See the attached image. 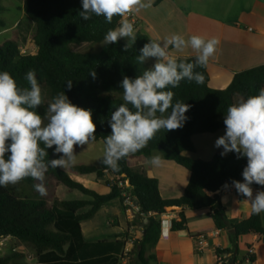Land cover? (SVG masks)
Masks as SVG:
<instances>
[{
	"label": "trees",
	"instance_id": "16d2710c",
	"mask_svg": "<svg viewBox=\"0 0 264 264\" xmlns=\"http://www.w3.org/2000/svg\"><path fill=\"white\" fill-rule=\"evenodd\" d=\"M22 8L34 27L32 42L37 52L23 54L17 42H4L0 46V72H9L19 87L29 88L25 75L34 70L41 88L48 91L50 102L63 91L73 104L92 111L96 124L94 141L105 143V138L111 134L109 121L112 112L125 104L121 87L123 78L127 76L135 79L150 69L145 62H137L147 39L136 35L133 47L127 52L124 51L127 40L105 44V34L118 27L123 17L114 16L112 22L108 23L105 17L93 14L91 19L85 21L79 15L83 10L82 0H24ZM0 26H4L1 20ZM91 44H102L99 55L74 50L75 46ZM195 59L196 56L177 60L195 63ZM194 71L204 75L203 84L184 79L178 87L165 89L174 93L173 104L181 101L190 105L185 113L187 119L181 128L158 131L146 147L121 159L118 171L102 163L104 156L100 159L99 167H73L81 175H96L99 179H103L107 171L111 172L114 180L107 182L110 188L107 194L89 189L71 179L62 168L49 167L46 176L63 186L67 192L76 191L82 195L75 200L59 201L66 212L65 220L57 221L56 213L45 200L20 197L17 195V186H0V239L11 236L33 246L38 255L43 256L40 264H118L125 241H115V244L104 241L89 243L84 239L80 245L75 244L81 238L82 222L93 220L102 207L111 202L118 201L125 206L126 194L135 200L140 209L135 223H132L141 232L129 253L132 264H152L155 260L149 250L160 240L161 215L178 211V218L173 219L171 229L185 230L186 211L204 207L210 210L215 227L229 232L233 245V249H217V256L226 254L229 258L226 264H237L240 238L251 233L264 234V213H251L246 220L231 222L226 217L219 193L224 187L233 186V180H243L242 171L246 167L247 158L238 159L234 152L221 156L220 150L211 160L188 158L184 153H196L193 142L195 135L215 134L226 129L224 119L229 106L235 104L236 99L241 101L259 94L264 88V65L236 73L232 82L221 90L212 89L209 85L208 64L196 67ZM92 72L96 73L95 77L91 75ZM126 106L135 111L130 104ZM47 107L48 104L44 102L36 111L44 117ZM170 113L171 108L164 116ZM157 151L162 158L174 161L191 173L183 196L163 199L158 180L132 168L131 158L150 159ZM47 152L46 160L59 158V154L54 152V146L47 149ZM32 181L29 177L21 182ZM120 183L124 187H120ZM252 186L264 187L255 183ZM149 213H157V216H150ZM53 224L65 231H52L50 226ZM85 248H90V251L86 252ZM18 256L16 252L0 256V264H19L16 260Z\"/></svg>",
	"mask_w": 264,
	"mask_h": 264
},
{
	"label": "clouds",
	"instance_id": "9594fccd",
	"mask_svg": "<svg viewBox=\"0 0 264 264\" xmlns=\"http://www.w3.org/2000/svg\"><path fill=\"white\" fill-rule=\"evenodd\" d=\"M151 6V0H82L83 10L79 15L87 21L95 14L111 23L114 16L125 17ZM122 38L128 41L124 45L127 52L136 41L134 25L127 19L110 29L104 42L109 45ZM219 43L216 38L192 35L186 40L182 35L173 34L144 45L137 62L143 64L148 58H155L156 62L135 79L123 78L125 104L111 114V134L105 138L104 165L118 171V162L146 147L158 131L183 126L190 105L181 101L173 104L174 93L165 89L178 87L184 79L203 84L204 75L194 69L208 64ZM170 47L177 51L190 47L197 53L195 63L178 62L169 54ZM91 75L95 77L96 73ZM25 79L29 88L19 87L9 72H0V186L17 184L30 177L40 181L34 187L43 196L46 194L43 181L49 167L74 165L75 146H84L96 139V124L92 111L73 104L63 91L52 99L42 117L36 111L44 103V97L35 71H28ZM68 87L71 88V81ZM129 104L135 111L126 106ZM169 108L171 113L164 116ZM224 124L225 134L215 141L217 148H223L221 156L234 152L238 159L247 158L242 171L243 182L233 180L232 184L251 203L253 214L264 213V191L253 197L251 187L253 183L264 186V88L258 95L229 106ZM53 146L59 158L46 160L47 149ZM150 163L159 166L161 157H151Z\"/></svg>",
	"mask_w": 264,
	"mask_h": 264
},
{
	"label": "crops",
	"instance_id": "0c3cea01",
	"mask_svg": "<svg viewBox=\"0 0 264 264\" xmlns=\"http://www.w3.org/2000/svg\"><path fill=\"white\" fill-rule=\"evenodd\" d=\"M186 2H191L194 5L198 3L201 6L198 9L188 11L180 3V0H151L152 6L150 8L131 14L135 20L128 18L127 15L123 19L133 23L136 35L146 38L147 43L150 40L162 41L173 34L182 35L186 40L192 35H199L205 39H218L220 43L217 50L208 62L209 85L212 89H224L232 82L236 73L264 65V0H186ZM22 12L26 17L23 8ZM14 27H19V22H16ZM4 31L7 29L1 31L0 35ZM18 36L21 35L18 34ZM123 40L127 39L122 38L119 41ZM18 44L21 49H28V45H25V49L23 48L21 39H18ZM34 46L36 47V45ZM33 50L37 52V47ZM169 54L177 59L197 56V53L190 47L183 51H177L170 47ZM155 62V58H148L145 65L151 69ZM191 154L194 153H184L185 157L188 158H191ZM153 156L161 157L162 163L159 166H153L150 159L143 157L131 158L130 164L131 161L134 162L138 171L158 180L163 199H175L183 196L191 173L174 161L162 158L158 151L154 152ZM108 180H114L110 172H106L103 179L95 181L94 186L88 185L87 187L89 189L91 187L103 188L105 190L101 194H107L110 192V188L106 184ZM251 187L253 197L257 192L263 191L261 188H255L252 185ZM219 196L221 204L225 208L226 217L231 222L238 223L250 217L252 213L251 203L246 200V197L238 193L234 186L224 187ZM115 202L103 206L93 220L81 223V230L86 229L89 235L88 238L85 237L86 242L95 243V239L98 242L102 241L99 231L102 226L100 213L108 205H113ZM130 212L136 217V212L132 209H127L126 213L118 212L116 214L107 211L109 219L105 224L114 229L112 238L115 241L126 240L121 254L124 248L127 247L132 250L135 247L131 242H127V239L130 238L127 234L133 232L134 229L137 230V226L129 224L133 220ZM110 215L113 218L109 217ZM168 216L176 219L178 218V211ZM186 217L185 230L170 229L167 233L166 229L164 234H161L157 245L149 250V254L155 256L152 264H216L217 249H233L229 232L215 227L207 207L186 211ZM137 233L140 238V229L137 230ZM201 236H206L208 242L206 248H201ZM13 240L14 238L11 236L0 239V242H3V246H0V256H6L5 253L9 247L12 250L13 245L10 244ZM251 246L255 250L252 257L253 264H264V234L253 233L240 238L237 263L252 264L245 261ZM40 260H43V256L37 255L38 264H40Z\"/></svg>",
	"mask_w": 264,
	"mask_h": 264
},
{
	"label": "rangeland",
	"instance_id": "374dc122",
	"mask_svg": "<svg viewBox=\"0 0 264 264\" xmlns=\"http://www.w3.org/2000/svg\"><path fill=\"white\" fill-rule=\"evenodd\" d=\"M180 3L183 5L184 8H186L188 11L193 9H198L201 5L196 3L195 5L191 2H186V0H180ZM22 4H24V0H1L0 3V20L4 23V26H0V32L7 29V31H4L0 35V46L6 42V41H15L18 43V39H21V44L24 45L23 48L25 49V45H28V49H21L24 51V54H32L35 52L36 47L32 43V34H33V25L28 20L27 16L25 17L22 12ZM226 7V6H225ZM205 8V7H204ZM220 12V11H217ZM16 22H19V27H14ZM21 35L20 37L18 36ZM126 41V40H123ZM102 44H91V45H81V46H75L74 50L78 52H84V53H93L95 55H99L101 53ZM22 52V51H21ZM42 94L44 97V102L46 104L50 103V96L48 91L42 87ZM239 103L240 101L236 99L235 101ZM45 119V123H46ZM226 130H223L215 135L210 134H198L193 137L194 144L197 148V152L194 154H191L190 157L197 159H209L211 160L212 156L215 155L218 150L223 151V148H217L215 146V141L223 136L225 134ZM210 136V137H205ZM104 150H105V143L103 141H91L88 144H85L84 146H78L75 148L76 155V161L74 165H71L67 168H62L66 173L69 175V177L77 182L83 183L85 186H94V182L100 180L95 175H81L78 172H75L73 170V167L76 165H90V166H96L99 167L100 165V159L104 156ZM131 165L134 169H137L134 165V162L131 161ZM113 180H108L107 182H112ZM106 182V184H107ZM37 183H40V181L34 180L31 183H23L19 182L17 184H9L10 186H17V195L20 197H26V198H41L48 202V204L51 206V208L54 210V212L57 215V221L62 219L65 220V214L66 212L64 209L60 206L59 201L60 200H75L81 197L82 195L79 192H72L69 193L66 191V189L61 186L57 185L53 179L49 178L45 175V179L43 181V184L46 188V194L40 195L34 185ZM93 190L98 191L99 193H102L105 189L103 188H90ZM129 209L126 206H123L118 201L115 202V204L108 205L107 208L103 209L102 213H100L101 218V224L102 226L99 228L100 236L102 237V241L106 243H116L114 238H112L114 234V229L110 225H106L108 214L107 211L112 214H116L118 212H125ZM130 210V209H129ZM131 213V212H130ZM129 213V214H130ZM132 217V221L129 224L135 223V217L130 214ZM113 218L111 215L109 216ZM56 221V222H57ZM127 226V225H126ZM59 226H55L54 224L50 226V229L52 231H65V229H59ZM62 227V226H60ZM137 226V230H138ZM137 230H133V232L128 233L127 235L130 237V239H139V234L137 233ZM85 237H89L86 229L81 231V238L77 239V242L75 245H80L82 241L85 239ZM94 242H98V240H94ZM12 248H15L17 250L18 258L16 259L19 264H38L37 261V255L35 248L29 244L22 243L19 240H16L14 238L13 242L10 244ZM135 246V245H134ZM68 248V245L65 246V249ZM119 250L121 247H117ZM86 252L90 251V248H85ZM13 251L10 249V247L7 250V253L5 255L12 254ZM14 264V263H13ZM118 264H121L120 257Z\"/></svg>",
	"mask_w": 264,
	"mask_h": 264
},
{
	"label": "built area",
	"instance_id": "2783aa9c",
	"mask_svg": "<svg viewBox=\"0 0 264 264\" xmlns=\"http://www.w3.org/2000/svg\"><path fill=\"white\" fill-rule=\"evenodd\" d=\"M127 17L130 18V19L134 18L131 14L127 15ZM133 20H135V19H133ZM22 52L24 54L23 50H22ZM107 172H109V171H107ZM120 187H124V185L122 183H120ZM261 189H263V191H264V187H262ZM124 196H125L124 205L126 207H128L129 209L135 210L136 214L140 213V209L136 205L135 200L133 198L127 196L126 194H124ZM149 215L150 216H157V213H149ZM168 215L169 214H163V215L160 216V220H161V223H162L161 224V234L162 235L164 234V231L166 229H167V233H169V230L171 229V225H172L173 219L170 216H168ZM142 216H144V214H142ZM127 242H131L132 245L133 244L135 245L136 240L129 238V239H127ZM200 245H201V248H204V247L206 248L208 246V242H207L206 236H201L200 237ZM0 246H3V242H0ZM12 251L13 252H17V250L15 248H12ZM130 252H131V249H129L127 247L124 248L123 253L120 255L121 264H132L131 260H130V255H129ZM254 252H255L254 247L253 246L249 247L248 252H247V256L245 258L246 262L253 264L252 257H253ZM228 261H229L228 256L226 254H223L220 257L217 256L216 264H226V263H228Z\"/></svg>",
	"mask_w": 264,
	"mask_h": 264
}]
</instances>
